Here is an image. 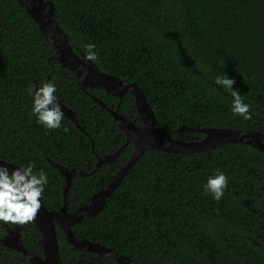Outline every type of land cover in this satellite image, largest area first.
Listing matches in <instances>:
<instances>
[{
  "label": "trees",
  "instance_id": "1",
  "mask_svg": "<svg viewBox=\"0 0 264 264\" xmlns=\"http://www.w3.org/2000/svg\"><path fill=\"white\" fill-rule=\"evenodd\" d=\"M48 1L73 49L85 56V46L95 44L98 59L91 63L135 83L173 139L179 126L264 134V0ZM222 75L235 81L251 119L233 113L230 91L215 84ZM75 81L16 0H0V160L20 168L34 164V173L47 174L41 198L49 210L61 208L65 187L55 165L86 174L67 191L71 212L111 181L133 151L129 144L114 162L96 168V154L117 152L124 135L92 97L111 109L119 104L122 116L140 124L130 93L119 102L102 88L86 94ZM34 82L55 84L57 101L74 112L85 134L65 117L59 129L37 122L29 95ZM219 173L228 185L216 201L204 186ZM15 227L26 250L41 256L33 223H0V239ZM72 230L106 247L114 241L140 252L144 264H264V249L253 242L264 245V153L234 143L194 154L147 150L104 210ZM56 236L63 261L66 241L59 229ZM0 264L29 263L0 242Z\"/></svg>",
  "mask_w": 264,
  "mask_h": 264
},
{
  "label": "water",
  "instance_id": "2",
  "mask_svg": "<svg viewBox=\"0 0 264 264\" xmlns=\"http://www.w3.org/2000/svg\"><path fill=\"white\" fill-rule=\"evenodd\" d=\"M17 3L29 14L36 22L40 33L45 40L52 46L56 53V60L62 69L72 72L75 76L77 87L88 94L87 89L102 88L107 94L117 98L121 102L122 98L130 93L133 96V103L138 114L140 124L127 120L119 113V104L115 109L108 108L94 97L97 102L112 117L113 125L124 134V145L117 153L106 157L105 161L114 159L127 145L133 146V151L125 166L115 175L114 179L104 189L93 194L90 203L79 207L72 213L67 212L66 193L69 187L70 175L62 173L66 185L63 190V205L59 210H48L40 200L41 207L37 215L34 227L41 236L42 256L30 253L26 250L22 242L21 228L15 227L8 230V234L1 240L4 247L12 249L20 254L29 264H61L59 257L56 228L65 234L68 243L79 247L87 242H79L70 230V226L79 223L84 216L95 215L102 211L106 199L120 183L123 175L128 169L142 156L147 150L171 153V154H193L207 152L218 146L227 143L247 144L256 150L264 153V134L259 131L232 130L228 128H192L181 126L176 131L199 132L205 136L199 141H182L172 139L160 126L156 116L151 109L149 102L144 96L143 91L135 84L121 81L112 75L100 71L92 63L85 60L82 53L74 50L69 43L68 36L58 25L54 16L53 4L48 0H16ZM79 69V70H78ZM86 72V78L81 80V76ZM38 89L35 88V90ZM63 111L64 117L71 120L81 131V127L75 118L74 112L64 104L57 101ZM0 166L7 167L9 174L15 168H20L14 164L0 160ZM90 249L98 254L112 256L107 250L98 245H90ZM124 263V261H122ZM128 264H137L134 261H127Z\"/></svg>",
  "mask_w": 264,
  "mask_h": 264
},
{
  "label": "clouds",
  "instance_id": "3",
  "mask_svg": "<svg viewBox=\"0 0 264 264\" xmlns=\"http://www.w3.org/2000/svg\"><path fill=\"white\" fill-rule=\"evenodd\" d=\"M95 49V44L85 46L86 55L84 57L88 63L97 61L98 56ZM78 53L82 52L78 51ZM86 75V72L83 73L81 80L86 78ZM234 83L233 79H229L225 75L215 79V84L230 91L233 99V113L245 120L251 119L250 105L243 102L238 91L233 90ZM55 93L56 86L53 83H45L34 92L29 89V95L33 97L32 112L36 116L37 122L50 130L61 128L64 119ZM63 130L68 131L67 128ZM34 167V164H29L24 168H15L9 174L7 167L0 166V223L23 226L35 222L41 207V197L48 184V176L43 170L34 173ZM227 185V177L223 173H219L207 180L204 186L205 193L210 192L213 198L219 201L223 197Z\"/></svg>",
  "mask_w": 264,
  "mask_h": 264
},
{
  "label": "flooded vegetation",
  "instance_id": "4",
  "mask_svg": "<svg viewBox=\"0 0 264 264\" xmlns=\"http://www.w3.org/2000/svg\"><path fill=\"white\" fill-rule=\"evenodd\" d=\"M34 86L35 88L38 87L37 83L34 82ZM150 103V102H149ZM151 106V104H150ZM152 108V106H151ZM153 110V109H152ZM154 111V110H153ZM155 113V112H154ZM156 115V114H155ZM68 120V119H67ZM161 126V125H160ZM181 127V126H179ZM178 127V128H179ZM77 128V127H76ZM162 128V127H161ZM177 128V129H178ZM78 129V128H77ZM163 129V128H162ZM176 129V130H177ZM79 130V129H78ZM164 130V129H163ZM175 130V133L176 135L178 136V139H174V140H183V141H199V140H202L203 138L201 139H198V138H193V137H190V135H185L186 132L185 131H180L179 133ZM81 131V130H80ZM165 131V130H164ZM170 137L171 135L169 134V132L165 131ZM191 133H195V132H191ZM198 133V132H197ZM84 134V133H83ZM200 134H203V133H200ZM204 135V134H203ZM125 138V136H124ZM172 138V137H171ZM173 139V138H172ZM121 152V151H120ZM119 152V153H120ZM117 152H114L113 154H110L108 156H103V155H98L96 154V160H97V163H96V168H99L100 166H103L105 164H110L112 162H114L117 157L114 159V160H108V161H105V158L106 157H112L116 154ZM128 162V161H127ZM125 164L122 165V167L124 166ZM121 167V168H122ZM55 168L60 172L61 176L62 173H67L68 175H70V179H69V187L68 189L72 186L75 188V184H77V180L79 177H81L83 175V178L86 177V174L85 173H80V174H76L74 173L73 171H68V170H64L63 168H61L60 166H57L55 165ZM121 168H119L117 170V172L115 173V175L121 170ZM93 173V172H92ZM115 175H113V178L111 179V181L114 179ZM111 181H109L105 186L101 187L99 190L101 189H104L105 187H107L108 184L111 183ZM65 185H66V182H65ZM64 190V189H63ZM97 190V191H99ZM68 191V190H67ZM97 191H95L94 193H96ZM91 194L88 202L85 204V205H82V206H86L90 203V200L93 196V194ZM62 195H63V191H62ZM111 197V196H110ZM108 197L106 199V202L107 200L110 198ZM62 205H63V196H62ZM66 205H67V193H66ZM106 205V203H105ZM104 205V207H105ZM82 206H78L79 207H82ZM62 207V206H61ZM104 207L102 209V211L104 210ZM78 208H76L75 210L69 212L67 210L68 213H72L74 211H76ZM102 211H99L97 212L95 215H91V216H84V217H96L99 213H101ZM83 217V218H84ZM82 218V220H83ZM81 220V221H82ZM81 221L79 223H76L74 224L73 226H70V230L71 232L73 233V236L79 241V242H87V244H84V245H81L79 247H75L74 245L70 244L67 242L66 238H65V234L63 233V231L59 228H56V229H59L61 230V232L63 233L64 235V239L66 241V245L65 248L62 250V255L64 257L63 261H62V264H128L127 261L130 260V261H134L135 263L137 264H144V261H142L143 257L141 256V253L138 252V253H134V252H128V249H124V247L120 246V244H116L114 241H113V244H110L108 245L107 247L104 246V245H101L99 244L98 242H95V241H92V240H89L87 238H84L82 237V235H79V234H75L72 230V228L78 224L81 223ZM20 228V227H19ZM100 235V234H99ZM22 236V235H21ZM5 237V236H4ZM3 237V238H4ZM2 238V239H3ZM0 239V242L1 240ZM104 240H106L105 237H103ZM115 240V239H114ZM128 242V239H124L123 240V243H126ZM164 242V241H163ZM254 244L256 246H258L259 248H262L264 249V245L256 242V241H253ZM2 245V243H1ZM90 245H98L100 247H103L105 250H107L112 256H109V255H102V254H98L96 252H93L90 248ZM119 249H122V251H120ZM38 256V255H37ZM42 256V255H41ZM131 256H135L136 258H133ZM138 258V259H137ZM124 261V263L122 262ZM29 263V262H28Z\"/></svg>",
  "mask_w": 264,
  "mask_h": 264
},
{
  "label": "bare ground",
  "instance_id": "5",
  "mask_svg": "<svg viewBox=\"0 0 264 264\" xmlns=\"http://www.w3.org/2000/svg\"><path fill=\"white\" fill-rule=\"evenodd\" d=\"M16 2H17V1H16ZM50 2H51V1H50ZM51 3H52V2H51ZM52 4H53V3H52ZM53 7H54V5H53ZM28 15H29V14H28ZM54 16H55V9H54ZM31 19H32V18H31ZM55 19H56V17H55ZM32 20H33V19H32ZM33 21H34V20H33ZM56 21H57V20H56ZM34 22H35V21H34ZM35 23H36V22H35ZM57 23H58V22H57ZM58 25H59V24H58ZM59 26H60V25H59ZM37 27H38V26H37ZM60 28H61V27H60ZM38 29H39V28H38ZM61 29H62V28H61ZM39 32H40V31H39ZM63 32H64V31H63ZM42 36H43V35H42ZM149 105H150V103H149ZM150 107H151V106H150ZM151 109H152V108H151ZM153 112H154V111H153ZM154 114H155V113H154ZM155 116H156V115H155ZM66 119H67V118H66ZM156 119H157V118H156ZM68 120H69V119H68ZM69 121H71V120H69ZM139 121H140V120H139ZM157 121H158V120H157ZM71 122H72V121H71ZM72 123H73V122H72ZM158 123H159V122H158ZM159 126H160V123H159ZM160 127H161V126H160ZM81 132L85 134V132H83V131H81ZM123 135H124V134H123ZM204 136H205V135H204ZM182 141H183V140H182ZM157 152H158V151H157ZM170 154H171V153H170ZM193 154H194V153H193ZM117 155H118V154H117ZM117 155L115 156V158L117 157ZM115 158H114V159H115ZM114 159H111V160H114ZM126 163H127V162H126ZM126 163H125V164H126ZM124 166H125V165H124ZM124 166H123V167H124ZM132 166H133V165H132ZM132 166H131V167H132ZM123 167H122V168H123ZM131 167H130V168H131ZM122 168H121V169H122ZM129 170H130V169H128L127 172H128ZM127 172L123 175L122 179L125 177V175L127 174ZM66 174H67V173H66ZM122 179H121V181H122ZM121 181H120V183H121ZM120 183L118 184V186L120 185ZM118 186H117V187H118ZM117 187L113 190V192L111 193V195L114 193V191L117 189ZM111 195H110V196H111ZM110 196H109V197H110ZM66 207H67V205H66ZM48 210H49V209H48ZM59 257H60V254H59ZM60 260H61V259H60ZM61 264H62V261H61Z\"/></svg>",
  "mask_w": 264,
  "mask_h": 264
}]
</instances>
